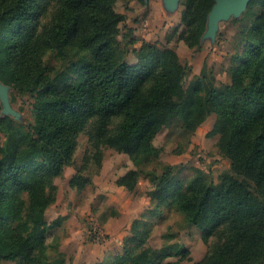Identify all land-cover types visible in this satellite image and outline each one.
Masks as SVG:
<instances>
[{
  "label": "trees",
  "instance_id": "trees-1",
  "mask_svg": "<svg viewBox=\"0 0 264 264\" xmlns=\"http://www.w3.org/2000/svg\"><path fill=\"white\" fill-rule=\"evenodd\" d=\"M115 2L0 0V81L13 89L11 103L31 100L26 124L0 119V261L27 263L39 250L44 211L55 198L51 179L91 126L94 158L104 145L138 164L116 185L133 190L148 178L156 208L173 207L202 231L208 250L197 264H264V0L248 3L250 21L223 93L205 62L184 88L187 67L157 43L142 42L135 61H126L125 48L111 44L125 20ZM213 4L182 0L178 38L189 48L198 46ZM211 112L230 162L217 183L199 173L184 183L170 166L160 175L145 169L160 153L153 140L164 127L178 119L190 133ZM85 182L76 176L69 183L81 189ZM173 250L180 258L169 264H181L187 252L175 246L125 253L128 264H163Z\"/></svg>",
  "mask_w": 264,
  "mask_h": 264
},
{
  "label": "rangeland",
  "instance_id": "rangeland-1",
  "mask_svg": "<svg viewBox=\"0 0 264 264\" xmlns=\"http://www.w3.org/2000/svg\"><path fill=\"white\" fill-rule=\"evenodd\" d=\"M181 3L177 0L169 10L164 0H116L115 10L125 20L111 44L125 48L126 61L130 63L135 61L144 41L171 48L188 69L184 88L199 78L205 62L208 80L223 93L232 84L234 57L241 52L242 29L250 21L246 15L249 2L237 14L220 18L211 33H207L206 18L199 44L193 48L178 38L183 30ZM51 62L58 64L55 59ZM0 86L18 114L5 113L0 104V119L26 124L31 100L23 96L11 103L13 89L1 81ZM216 122L217 114L211 112L189 133L182 128L181 121L174 119L155 136L153 145L160 153L145 169L160 175L164 167L170 166L184 183L198 173L206 181L217 183L230 170V162L222 150L225 138L215 129ZM118 123L115 120L112 126ZM90 131L88 126L78 135L70 164L60 176L51 179L56 188L55 198L44 211L47 229L39 250L27 263L16 259L1 260L0 264H44L57 260L63 264H128L125 249L136 253L166 246L186 250L187 258L181 264H197L208 250L201 240L202 231L189 225L185 215L173 207L156 208L148 196L152 189L148 178H139L133 190L116 185L120 176L137 169L138 164L127 154L104 145L98 147L100 155L94 158L95 148L88 139ZM76 176L86 181L81 189L70 186V180ZM171 253L163 264L179 260L176 250Z\"/></svg>",
  "mask_w": 264,
  "mask_h": 264
},
{
  "label": "water",
  "instance_id": "water-1",
  "mask_svg": "<svg viewBox=\"0 0 264 264\" xmlns=\"http://www.w3.org/2000/svg\"><path fill=\"white\" fill-rule=\"evenodd\" d=\"M177 0H164V3L171 10L175 7ZM250 0H214V4L207 16V33H211L216 22L231 14L240 12ZM0 104L2 110L10 115L18 116V114L10 107L6 94L0 86Z\"/></svg>",
  "mask_w": 264,
  "mask_h": 264
}]
</instances>
